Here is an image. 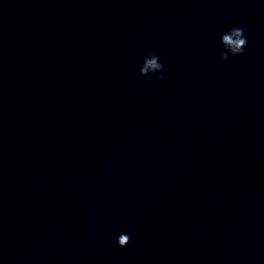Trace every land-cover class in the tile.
Returning <instances> with one entry per match:
<instances>
[{"label": "clouds", "instance_id": "9594fccd", "mask_svg": "<svg viewBox=\"0 0 264 264\" xmlns=\"http://www.w3.org/2000/svg\"><path fill=\"white\" fill-rule=\"evenodd\" d=\"M223 43L227 46V48L231 51L233 55H240L244 52L245 48L247 47V37L244 35V30L242 28H233L226 34L222 36ZM222 58L227 60L228 53H222ZM162 65L156 62V57L154 56L152 59L147 61L146 66L141 70L142 72H147L148 69H159ZM163 79V76L159 77ZM130 242L129 235H121L119 237V246L125 247Z\"/></svg>", "mask_w": 264, "mask_h": 264}]
</instances>
